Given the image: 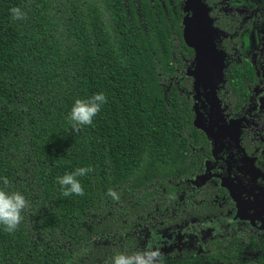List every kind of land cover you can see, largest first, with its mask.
<instances>
[{"label": "trees", "instance_id": "1", "mask_svg": "<svg viewBox=\"0 0 264 264\" xmlns=\"http://www.w3.org/2000/svg\"><path fill=\"white\" fill-rule=\"evenodd\" d=\"M181 3L0 0V188L29 202L15 232L0 225V264H111L197 171ZM248 72L229 67V86ZM99 92L92 125L73 131L75 99ZM78 167L92 168L77 177L84 194L62 196L57 178Z\"/></svg>", "mask_w": 264, "mask_h": 264}, {"label": "flooded vegetation", "instance_id": "2", "mask_svg": "<svg viewBox=\"0 0 264 264\" xmlns=\"http://www.w3.org/2000/svg\"><path fill=\"white\" fill-rule=\"evenodd\" d=\"M200 1L223 54V81L213 90L190 79L191 122L201 135L191 162L199 165L172 182L151 214L156 224H138L137 251L152 242L169 264H264V43L248 49V38L262 37L264 1ZM181 11V19L191 15ZM188 48L185 76L194 67ZM233 65L249 71L235 89L227 82Z\"/></svg>", "mask_w": 264, "mask_h": 264}, {"label": "clouds", "instance_id": "3", "mask_svg": "<svg viewBox=\"0 0 264 264\" xmlns=\"http://www.w3.org/2000/svg\"><path fill=\"white\" fill-rule=\"evenodd\" d=\"M10 12L14 20L25 19V13L20 7L13 6ZM106 102L107 98L103 92L96 93L88 99H75L68 117L72 130L79 132L81 127L92 125L93 118ZM91 171V167H78L58 177L62 196L83 195L84 189L77 177L87 175ZM3 184L5 186L10 184L7 177L3 178ZM107 195L117 201L120 199L119 194L111 188L108 189ZM28 206L29 202L21 192L8 191L6 187L0 188V225L4 226L5 231L12 233L17 230L24 219L22 213ZM111 264H164V257L161 250L154 248L153 243L149 242L145 249L132 254L117 252L112 257Z\"/></svg>", "mask_w": 264, "mask_h": 264}, {"label": "rangeland", "instance_id": "4", "mask_svg": "<svg viewBox=\"0 0 264 264\" xmlns=\"http://www.w3.org/2000/svg\"><path fill=\"white\" fill-rule=\"evenodd\" d=\"M240 4L248 2V0H235ZM257 2H263L264 0H256ZM186 6L182 7L183 13L189 11L190 16L185 17L183 14L182 19L185 20L182 26V39L188 47L194 51V62H197L198 68L196 74L202 79V83L210 86L213 90L215 87L223 81V69L224 59L223 54L213 47L215 43V35L210 27L209 19L206 14V8L200 0H183ZM258 5V3H256ZM187 8V9H186ZM192 12V13H191ZM243 12V11H242ZM200 14L199 21L196 14ZM248 15V11L242 13V17ZM149 18L144 17L143 22L148 23ZM184 27V28H183ZM184 29V30H183ZM262 31V37L256 39L248 38V49L253 51L258 45L264 43V30ZM188 70L187 73H190ZM167 263V262H164ZM169 264V263H167Z\"/></svg>", "mask_w": 264, "mask_h": 264}, {"label": "water", "instance_id": "5", "mask_svg": "<svg viewBox=\"0 0 264 264\" xmlns=\"http://www.w3.org/2000/svg\"><path fill=\"white\" fill-rule=\"evenodd\" d=\"M184 4V6H186L185 5V3H183ZM204 5V4H203ZM187 9V8H186ZM185 17H186V15H185ZM196 17H197V20L199 21V19H200V17H201V15L198 13V14H196ZM184 23H185V20L184 19H182V24L184 25ZM185 26V25H184ZM184 28V27H183ZM184 30V29H183ZM187 45V44H186ZM194 58H195V56H194ZM198 66H200V65H198V63L197 62H194V67H193V69L190 71V73H187L188 75H191L193 78H194V85L196 84H200V85H203V83H202V79L199 77V76H197V72H196V69L198 68ZM196 119V118H195ZM195 119L193 120V124H194V126L195 127H199V125H197L194 121H195Z\"/></svg>", "mask_w": 264, "mask_h": 264}]
</instances>
